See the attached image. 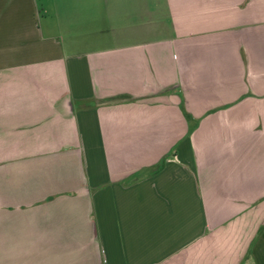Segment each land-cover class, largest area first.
Segmentation results:
<instances>
[{"label": "crops", "instance_id": "crops-1", "mask_svg": "<svg viewBox=\"0 0 264 264\" xmlns=\"http://www.w3.org/2000/svg\"><path fill=\"white\" fill-rule=\"evenodd\" d=\"M0 264H264V0H0Z\"/></svg>", "mask_w": 264, "mask_h": 264}, {"label": "rangeland", "instance_id": "rangeland-1", "mask_svg": "<svg viewBox=\"0 0 264 264\" xmlns=\"http://www.w3.org/2000/svg\"><path fill=\"white\" fill-rule=\"evenodd\" d=\"M48 3L50 4V0H37V4L40 6V7H44V4ZM43 23V22H42Z\"/></svg>", "mask_w": 264, "mask_h": 264}, {"label": "trees", "instance_id": "trees-1", "mask_svg": "<svg viewBox=\"0 0 264 264\" xmlns=\"http://www.w3.org/2000/svg\"><path fill=\"white\" fill-rule=\"evenodd\" d=\"M262 228V227H261Z\"/></svg>", "mask_w": 264, "mask_h": 264}]
</instances>
